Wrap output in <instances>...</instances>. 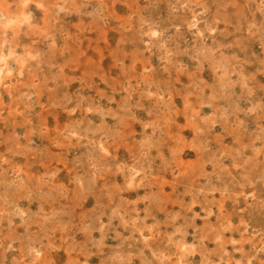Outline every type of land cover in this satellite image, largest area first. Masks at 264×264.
Returning a JSON list of instances; mask_svg holds the SVG:
<instances>
[{
    "label": "rangeland",
    "instance_id": "1",
    "mask_svg": "<svg viewBox=\"0 0 264 264\" xmlns=\"http://www.w3.org/2000/svg\"><path fill=\"white\" fill-rule=\"evenodd\" d=\"M0 264H264V0H0Z\"/></svg>",
    "mask_w": 264,
    "mask_h": 264
}]
</instances>
